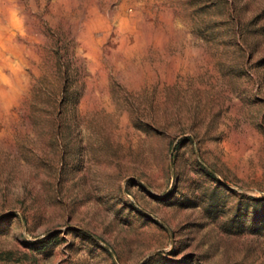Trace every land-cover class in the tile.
<instances>
[{
  "label": "rangeland",
  "instance_id": "rangeland-1",
  "mask_svg": "<svg viewBox=\"0 0 264 264\" xmlns=\"http://www.w3.org/2000/svg\"><path fill=\"white\" fill-rule=\"evenodd\" d=\"M0 264H264V0H0Z\"/></svg>",
  "mask_w": 264,
  "mask_h": 264
}]
</instances>
